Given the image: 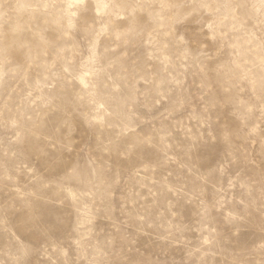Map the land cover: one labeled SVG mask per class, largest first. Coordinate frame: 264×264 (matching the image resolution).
I'll return each mask as SVG.
<instances>
[{"label":"rangeland","instance_id":"obj_1","mask_svg":"<svg viewBox=\"0 0 264 264\" xmlns=\"http://www.w3.org/2000/svg\"><path fill=\"white\" fill-rule=\"evenodd\" d=\"M0 264H264V0H0Z\"/></svg>","mask_w":264,"mask_h":264}]
</instances>
